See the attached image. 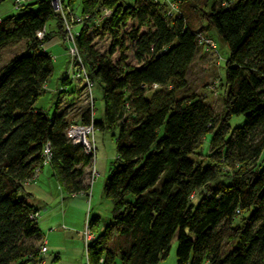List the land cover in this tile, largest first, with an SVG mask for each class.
I'll return each mask as SVG.
<instances>
[{
  "label": "trees",
  "instance_id": "obj_1",
  "mask_svg": "<svg viewBox=\"0 0 264 264\" xmlns=\"http://www.w3.org/2000/svg\"><path fill=\"white\" fill-rule=\"evenodd\" d=\"M14 1L17 13L0 19V62L8 46L24 43L26 52L0 68V264L43 263L37 221L29 219L38 212L21 192L43 167L45 144L63 194L87 197L83 179L94 160L65 139L73 123L117 128L115 162L102 190L111 222L98 235L87 222L93 237L83 247L86 264H157L173 238L176 264H264V168L256 165L264 149V0H204L201 6L200 27L215 32L229 53L220 118L208 103L185 95L197 51L214 52L198 43L197 36H205L193 28L189 0L169 2L173 9L167 0L124 6L121 0H59L62 13L52 0H25L17 8ZM77 1L72 15L81 22L73 45L92 89L101 93L102 122L94 120L92 89L78 122L59 111L61 98L50 118L34 107L52 74L51 40L70 59L63 22ZM52 19L53 33L45 28ZM126 22L134 26L120 37ZM91 29L110 38L106 53L94 48ZM126 41L134 65L126 62ZM71 82V76L62 79L57 93ZM74 83L84 93L81 82ZM233 116H242L240 127H229ZM208 134L209 162L195 164ZM222 168L230 171L227 183L216 182Z\"/></svg>",
  "mask_w": 264,
  "mask_h": 264
},
{
  "label": "rangeland",
  "instance_id": "obj_2",
  "mask_svg": "<svg viewBox=\"0 0 264 264\" xmlns=\"http://www.w3.org/2000/svg\"><path fill=\"white\" fill-rule=\"evenodd\" d=\"M163 1V0H160ZM168 3L173 0H167ZM215 1L219 0H208L209 4H213ZM122 5H132L134 3L133 0H121ZM204 0H189V4L193 6L194 16L192 18L193 28L197 29L201 36H207L210 38L211 42L214 44V52L206 51H197L196 57L193 63L190 65L187 73H186V93L187 96H197L201 100H203L206 104L208 103L212 110H214L217 118H220L223 115V107L222 102L224 98V68L225 62L229 56L227 46L224 42H222L215 32L211 30L202 29L200 26L202 22L200 21L201 14V6H203ZM76 5H68V8L65 10V14H67L70 18L74 17L72 13H77L79 8V1L75 3ZM17 11L12 7V0L6 1L0 6V19L8 16H12L16 14ZM75 25V24H74ZM203 25V24H202ZM134 26L132 22H126L125 27H121L118 30V36L124 37L125 32L130 30V28ZM78 29L79 26H75ZM47 32H55V22L54 20H49L45 25ZM75 30V28H74ZM53 36V35H52ZM88 37L91 39L94 48L99 53H106L110 49L111 40L105 34L101 35L98 29H91L88 33ZM55 41V40H54ZM48 50L55 56V59L51 60V72L52 74L48 78L46 82L45 89L42 91L37 101L34 104V107L38 110L43 111L47 117L54 113L56 108V103L59 98L64 99L69 102L72 96L75 93L77 88V83L71 82L66 85L63 89L62 94H58L57 91L61 86L60 81L66 77L70 78L71 71H68V65L70 60L64 55V51L62 45L59 43H55ZM125 47H127V51L125 53V57L127 58L126 62L129 65H134L131 58V44L127 41L125 42ZM2 59L0 68L4 67L11 58L15 57V55L23 54L26 52V46L24 43L15 44L14 46H8L2 51ZM117 53L112 56V60L115 61L117 58ZM83 93V92H82ZM91 100L93 104V115L94 120L97 122H102L103 120V104L101 101V93L99 88L95 85V87L91 91ZM61 96V97H60ZM89 98L87 94L83 93V95L79 98L77 102H72L70 105L61 106L62 110L66 109L67 114L70 116L77 115L79 109H86L90 106ZM242 116L240 117H230L229 119V127L236 128L240 127L243 123ZM117 135V128H108L102 124V128H97L93 132V143L95 153L93 156L94 160L90 167L86 168V176L83 179L84 183L89 184L87 197L81 198V196H76V198L67 199L68 202H71L72 206L69 211L67 218L74 226L77 224L81 225L86 222L94 223L96 231L95 235H98L100 231L104 228V225H108L111 222V209L112 205L107 200L102 192L104 181L109 176L111 169L113 168V164L115 162V139ZM210 139V134L206 135L201 141V147L197 150L196 154L193 155L192 159L195 164H203L206 165L209 162L208 156V141ZM257 168H264V149L261 152V156L257 160ZM48 169L47 166L43 167V170L46 171ZM222 172L225 175H222L216 182H228V174L230 171L227 168H222ZM197 195H193L191 201L195 203ZM80 206V207H79ZM52 208V207H51ZM75 208L76 211L73 216L70 218V214L72 209ZM49 209H43L40 211L38 215V219L41 222V227L45 228L48 226L46 221V214ZM62 210H60L61 212ZM68 221V222H69ZM66 227L55 228L54 231H50V237H48L49 241L54 245H60L58 249L49 248L48 253L43 257L44 264H86L85 262V253L81 250L80 244L78 248H74L75 238H77V232L74 231L71 225H65ZM64 231L71 234V239L74 240L72 243H67V245H62L61 235H63ZM43 230V229H42ZM65 232V233H66ZM48 234V232H46ZM81 235V233H80ZM57 237H60L59 239ZM52 240L54 242H52ZM80 240L82 241V246L84 245V241L82 240V236H80ZM38 243V242H37ZM36 243V244H37ZM175 250H176V241L175 238L169 244V250L166 257L160 260L157 264H176L175 258ZM58 258L55 260V258Z\"/></svg>",
  "mask_w": 264,
  "mask_h": 264
},
{
  "label": "crops",
  "instance_id": "obj_3",
  "mask_svg": "<svg viewBox=\"0 0 264 264\" xmlns=\"http://www.w3.org/2000/svg\"><path fill=\"white\" fill-rule=\"evenodd\" d=\"M236 0H234L235 2ZM49 48L52 47L55 44L54 39L51 40V42L48 44ZM57 47V45L55 46ZM52 54V53H51ZM77 90L78 87H77ZM75 91L74 95L72 96V98L69 100V102L65 101L64 99L60 100V104H59V111H61V106L64 105H70L72 104V102H77L79 100V98L83 95L82 91ZM67 119L70 123L73 122H78L79 121V116L77 115H72L70 116L69 114H67ZM47 166V165H46ZM48 169L46 171L43 170V167L41 168V170L38 172V175L35 176L33 179L30 180V182L25 183L23 186V191L21 192L22 196H26V203L31 207L35 208L38 212V215L40 214V211H43V209H49V211L46 214V221L48 223V226L45 228L41 227V222L39 221V219L37 220V230H39V242L36 244V246L38 245H42L45 244L46 247V253L47 254L49 248L52 249H58L60 245L57 244H53L49 241L48 237H50V231H54L55 228H59L61 229V227H66L65 225H71L73 227V229H75L74 231H76L77 234V238H75V244H74V248H78L79 244L81 247V250L83 251V246H82V241L80 240V233L83 230V226L81 228L80 224L77 225H73L72 223L70 224V221L67 218V213L69 211V209L72 207L71 202H68L67 199L70 198H76V196H81V195H76V196H67L65 194H63L61 188L59 187V184H57L53 173H51V169L49 166H47ZM85 196H81V198H84ZM52 207V208H51ZM80 207V206H79ZM60 210H62L60 212ZM76 209L73 208L72 212L70 214V218L73 216V214L75 213ZM69 221V222H68ZM43 229V230H42ZM48 232V234L46 233ZM63 235H61V241H62V245H67V243H72L74 242V240H70L71 239V234L66 232V230L64 231L63 229ZM66 232V233H65ZM58 239L60 237H57ZM30 243H34L32 241H29ZM52 242H54L52 240ZM45 254L42 256V261H43V257L45 256ZM56 259H58L57 257L55 258L54 261H56ZM44 264V261H43Z\"/></svg>",
  "mask_w": 264,
  "mask_h": 264
},
{
  "label": "built area",
  "instance_id": "obj_4",
  "mask_svg": "<svg viewBox=\"0 0 264 264\" xmlns=\"http://www.w3.org/2000/svg\"><path fill=\"white\" fill-rule=\"evenodd\" d=\"M25 0H15L14 4L17 7L21 3H24ZM52 5L55 13H62L61 12V4L59 0H52ZM169 8L173 9L174 6L169 3ZM107 14V13H106ZM74 16V15H73ZM81 22V18L78 16H74L73 18L68 17V20L64 17L63 27L65 30V39L64 41L68 44V56L69 60H73V65L70 67L71 71V78L75 81L81 82L84 93L90 97V90L93 87L92 82H90L87 78L86 72L83 70L82 62L78 57L77 50L75 49L73 45V38H72V32L76 25H79ZM75 24V25H74ZM44 30L36 33V39H41L43 37ZM198 43L203 44L206 46L207 49L210 51L214 50L213 43L210 42L207 38H202L200 36H197ZM93 127L91 125H81L78 123L70 124L67 129L64 131V137L67 139V141L71 144L75 143L78 144L83 151L84 154L90 155L92 158L95 153L94 149V143H93ZM41 157H42V166H46L49 164L50 159V152L49 151V145L45 144L41 150ZM39 170H36L34 172L35 176L38 175ZM34 176V177H35ZM29 219H33L35 221L38 220V214L33 213L31 216H29ZM82 240L84 241L83 247H85L89 241L92 240V234L90 231V228H88L87 222L85 221V224L83 226V230L81 232ZM38 253H40V256L44 255L46 253V247L45 244L40 245V248L38 250ZM37 264H43L42 262H39Z\"/></svg>",
  "mask_w": 264,
  "mask_h": 264
}]
</instances>
